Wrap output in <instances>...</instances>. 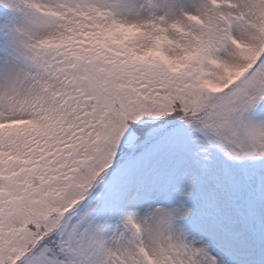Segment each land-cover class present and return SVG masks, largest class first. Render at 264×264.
Returning a JSON list of instances; mask_svg holds the SVG:
<instances>
[{"label":"snow or ice","instance_id":"1","mask_svg":"<svg viewBox=\"0 0 264 264\" xmlns=\"http://www.w3.org/2000/svg\"><path fill=\"white\" fill-rule=\"evenodd\" d=\"M0 264H264V0H0Z\"/></svg>","mask_w":264,"mask_h":264}]
</instances>
